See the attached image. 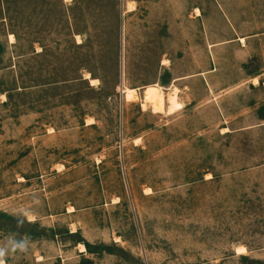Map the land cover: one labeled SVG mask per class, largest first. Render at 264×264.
<instances>
[{
    "label": "rangeland",
    "instance_id": "1",
    "mask_svg": "<svg viewBox=\"0 0 264 264\" xmlns=\"http://www.w3.org/2000/svg\"><path fill=\"white\" fill-rule=\"evenodd\" d=\"M0 259L264 264V0H0Z\"/></svg>",
    "mask_w": 264,
    "mask_h": 264
},
{
    "label": "bare ground",
    "instance_id": "2",
    "mask_svg": "<svg viewBox=\"0 0 264 264\" xmlns=\"http://www.w3.org/2000/svg\"><path fill=\"white\" fill-rule=\"evenodd\" d=\"M129 4V3H128ZM11 40L14 38L12 37V35L10 36ZM242 41H244V39L242 38ZM123 69V68H122ZM95 80H91V82H94ZM145 90V95H146V102H151V103H155L156 101H160L163 99V97L165 96L164 93V87L158 83H153L150 85H147L144 87ZM123 92L125 94H127L126 96L129 99H136L137 98V90L136 89H131L128 87H124ZM122 92V93H123ZM178 88L175 86V84H173V88L171 93L168 96V102H169V111L174 112L177 111L181 108H183V103L179 100L178 98ZM145 106V104H144ZM146 107V106H145ZM33 218L30 217L29 220H32ZM81 246V245H80ZM236 252L238 254H243L246 252V249L244 247H237Z\"/></svg>",
    "mask_w": 264,
    "mask_h": 264
},
{
    "label": "clouds",
    "instance_id": "3",
    "mask_svg": "<svg viewBox=\"0 0 264 264\" xmlns=\"http://www.w3.org/2000/svg\"><path fill=\"white\" fill-rule=\"evenodd\" d=\"M2 261H3V260H2V259H0V264H2Z\"/></svg>",
    "mask_w": 264,
    "mask_h": 264
}]
</instances>
